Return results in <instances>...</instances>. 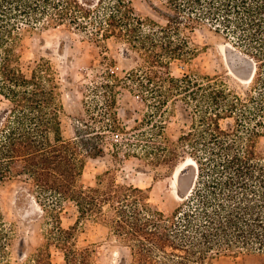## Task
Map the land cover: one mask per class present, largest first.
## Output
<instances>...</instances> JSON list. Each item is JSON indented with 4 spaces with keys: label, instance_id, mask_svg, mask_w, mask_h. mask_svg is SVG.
Instances as JSON below:
<instances>
[{
    "label": "trees",
    "instance_id": "1",
    "mask_svg": "<svg viewBox=\"0 0 264 264\" xmlns=\"http://www.w3.org/2000/svg\"><path fill=\"white\" fill-rule=\"evenodd\" d=\"M103 1L0 0V95L8 102L0 115V185L20 181L35 187L40 194L34 196L35 204L45 201L42 205L50 207L57 224L49 247L30 256L21 249L17 264H58L52 258L54 240L65 253V264H94V251L78 248L74 241L76 227H62L59 211L65 202L76 205L78 226L90 219L108 224L130 249L131 264H209L220 255H264V147H259L264 134L258 129L264 127V0H168L178 9L174 17L164 14L168 21L180 23L189 10L199 18L192 21H209L216 32L238 37L242 54L255 65L250 82L259 91L244 100L221 76L187 74L173 80L186 89L208 91L204 97L211 106L201 115L203 128L194 134L197 166L189 180V169L181 171V203L171 213L150 202L149 189L118 183L115 177L105 187L102 181L84 186V157H99L102 149H85L77 140L62 138L51 63L24 60L21 51L25 33L61 25L86 31L84 21L93 19L94 8ZM106 18L107 28L130 36L142 24L132 0H116ZM152 48L150 64L164 67L163 52L157 44ZM251 102L257 107H250ZM239 113L256 119V128L243 131ZM225 118H236L237 125L224 129ZM176 147L164 149L170 164L181 157ZM14 234L15 226L1 219L0 264L12 261Z\"/></svg>",
    "mask_w": 264,
    "mask_h": 264
},
{
    "label": "rangeland",
    "instance_id": "2",
    "mask_svg": "<svg viewBox=\"0 0 264 264\" xmlns=\"http://www.w3.org/2000/svg\"><path fill=\"white\" fill-rule=\"evenodd\" d=\"M115 2L104 0L96 6L93 19L84 21L86 31L61 25L25 33L21 51L24 60L44 58L51 63L62 138L77 140L89 150L102 149L99 157H84V186L96 187L102 181L105 187L115 177L118 183L149 189L150 202L171 213L181 203L175 173L191 159L194 164L186 167L187 179L193 175L197 163L192 151L198 145L194 134L203 128L201 115L211 106L204 97L208 91L186 89L173 80L187 74L221 76L248 100V93L258 96L256 83L244 82L236 72L248 78L252 66L247 60H251L242 54L237 36L216 32L209 21H192L199 19L196 13L183 12L180 23L168 21L164 14L174 17L178 10L168 0H132L135 16L142 22L138 31L130 36L118 28L110 30L105 19ZM153 43L164 54V67L150 64ZM7 105L0 95V115ZM240 114L243 131L256 128V119ZM221 125L235 127L237 119L225 118ZM261 127L257 128L264 134ZM183 135L191 136L181 142ZM172 147L179 149L181 157L170 164L164 160V149ZM259 147H264V135ZM36 190L20 181L0 185V221L15 226L10 264H17L21 249L30 256L52 241L50 232H55L56 220L50 207L42 205L45 201L35 204L34 196L40 195ZM59 213L64 229L76 227L77 247L94 251V264H131L130 249L108 224L90 219L78 226L79 213L72 202H65ZM23 240L26 246L21 247ZM51 243L53 261L65 264L57 240ZM209 264H264V255H220Z\"/></svg>",
    "mask_w": 264,
    "mask_h": 264
},
{
    "label": "bare ground",
    "instance_id": "3",
    "mask_svg": "<svg viewBox=\"0 0 264 264\" xmlns=\"http://www.w3.org/2000/svg\"><path fill=\"white\" fill-rule=\"evenodd\" d=\"M253 76V75H252ZM252 77H250L251 79ZM251 80H246L244 82H250ZM190 164H194V161L191 160V159H187L176 171L175 173V177H176V181L178 182V179H179V176H180V173L183 169H185L188 165Z\"/></svg>",
    "mask_w": 264,
    "mask_h": 264
},
{
    "label": "water",
    "instance_id": "4",
    "mask_svg": "<svg viewBox=\"0 0 264 264\" xmlns=\"http://www.w3.org/2000/svg\"><path fill=\"white\" fill-rule=\"evenodd\" d=\"M247 62L249 63V64H251V66H252V69H251V73H250V76L248 77V78H243L238 72H236V74L241 78V79H244V80H250V77H252V75L254 74V71H255V65H254V63H252V61H248L247 60Z\"/></svg>",
    "mask_w": 264,
    "mask_h": 264
}]
</instances>
